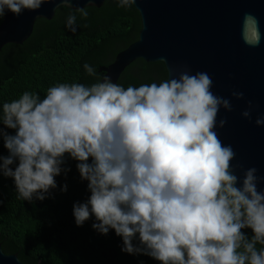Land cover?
I'll return each mask as SVG.
<instances>
[{
	"label": "clouds",
	"instance_id": "clouds-1",
	"mask_svg": "<svg viewBox=\"0 0 264 264\" xmlns=\"http://www.w3.org/2000/svg\"><path fill=\"white\" fill-rule=\"evenodd\" d=\"M47 2L0 0V21L6 11L19 17ZM117 2L130 8L137 0ZM72 3L59 0L56 9L71 10L65 26L75 34L77 14L86 19L94 6L89 0L88 7L73 9ZM241 39L260 45L259 20L251 13L243 16ZM84 69L96 83H60L43 99L25 91L3 104L0 138L9 154L0 156V174L14 180L17 198L46 199L55 178L68 171L62 168L67 154L91 193L73 206L78 227L94 216L93 229L114 230L122 251L159 264H264V247L257 248L264 246V190L258 189L264 177L255 167L244 170L242 180L235 174L236 152L216 131L227 124L226 117L217 123L220 110L231 112L232 103L212 91L211 76L184 66L177 77L173 69L160 83L125 89L87 63ZM231 96L244 99L235 90ZM254 107L248 101L242 117L251 120ZM255 125L264 126V116Z\"/></svg>",
	"mask_w": 264,
	"mask_h": 264
},
{
	"label": "trees",
	"instance_id": "trees-1",
	"mask_svg": "<svg viewBox=\"0 0 264 264\" xmlns=\"http://www.w3.org/2000/svg\"><path fill=\"white\" fill-rule=\"evenodd\" d=\"M71 10L56 9L51 20L37 19L30 37L21 45L8 44L0 51V115L3 104L18 99L25 91L44 98L47 89L60 83L90 86L97 77L85 72L84 64L94 67L98 76L102 66L137 41L140 17L132 5L118 6L105 0L101 7H90L86 19L77 14V31L66 28ZM1 23V21H0ZM86 25V26H85ZM167 73L162 63L136 60L120 74L117 83L125 89L160 83ZM0 123V128H3ZM10 135L15 130L4 128ZM8 151L0 138V156ZM57 176L55 189L43 201L17 198L14 180L0 174V245L5 254H14L23 264H159L143 254L122 251V237L109 230L103 235L94 230L95 217L77 226L73 206L86 202L91 193L81 180L77 161L67 154ZM90 162V161H89ZM18 161L10 167L15 170ZM64 185L67 190L62 191ZM251 238V229H244ZM139 245L138 237L133 240ZM264 247L257 245V248Z\"/></svg>",
	"mask_w": 264,
	"mask_h": 264
},
{
	"label": "water",
	"instance_id": "water-1",
	"mask_svg": "<svg viewBox=\"0 0 264 264\" xmlns=\"http://www.w3.org/2000/svg\"><path fill=\"white\" fill-rule=\"evenodd\" d=\"M105 0H92L99 8ZM89 0H73L71 7L84 8ZM140 17L138 39L119 52L103 75L114 83L126 67L136 60L156 63L162 58L169 78L177 77L187 66L194 74L207 72L213 80L212 91L230 99L232 111L223 109L217 123L227 118L223 129L216 131L225 145L236 152L232 161L235 174L243 179V171L255 167L264 177V126L257 127V116H264V0H137L133 4ZM59 0H48L39 10L24 11L17 17L5 13L0 23V51L5 45L23 44L31 35L37 19L51 20ZM245 13L254 15L260 24L262 39L259 47L251 48L241 39V24ZM102 75V76H103ZM244 93L243 100L232 98V91ZM254 110L251 120L242 117L247 102ZM239 164L242 167L236 168ZM264 190V182L258 184ZM0 264H23L14 254H5L0 245Z\"/></svg>",
	"mask_w": 264,
	"mask_h": 264
}]
</instances>
